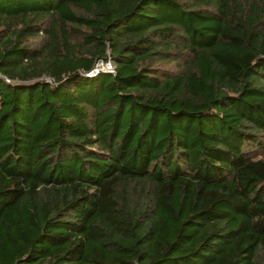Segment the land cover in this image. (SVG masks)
I'll return each instance as SVG.
<instances>
[{"label":"trees","instance_id":"trees-1","mask_svg":"<svg viewBox=\"0 0 264 264\" xmlns=\"http://www.w3.org/2000/svg\"><path fill=\"white\" fill-rule=\"evenodd\" d=\"M0 264H264V0H0Z\"/></svg>","mask_w":264,"mask_h":264},{"label":"built area","instance_id":"built-area-1","mask_svg":"<svg viewBox=\"0 0 264 264\" xmlns=\"http://www.w3.org/2000/svg\"><path fill=\"white\" fill-rule=\"evenodd\" d=\"M98 72H107L109 74L114 73V64L110 59H99L96 61L95 65L93 68L87 72V75H92Z\"/></svg>","mask_w":264,"mask_h":264}]
</instances>
